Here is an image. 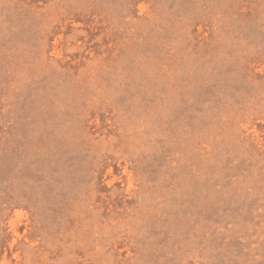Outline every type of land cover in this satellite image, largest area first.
<instances>
[{
    "label": "rangeland",
    "instance_id": "rangeland-1",
    "mask_svg": "<svg viewBox=\"0 0 264 264\" xmlns=\"http://www.w3.org/2000/svg\"><path fill=\"white\" fill-rule=\"evenodd\" d=\"M0 264H264V0H0Z\"/></svg>",
    "mask_w": 264,
    "mask_h": 264
}]
</instances>
